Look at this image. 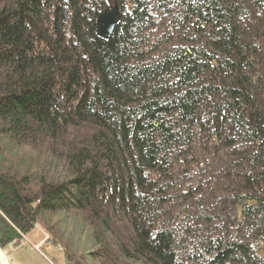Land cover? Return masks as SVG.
Here are the masks:
<instances>
[{
    "label": "trees",
    "instance_id": "obj_1",
    "mask_svg": "<svg viewBox=\"0 0 264 264\" xmlns=\"http://www.w3.org/2000/svg\"><path fill=\"white\" fill-rule=\"evenodd\" d=\"M4 144L66 175L0 150V248L73 213L124 264H264V0H0Z\"/></svg>",
    "mask_w": 264,
    "mask_h": 264
},
{
    "label": "rangeland",
    "instance_id": "obj_2",
    "mask_svg": "<svg viewBox=\"0 0 264 264\" xmlns=\"http://www.w3.org/2000/svg\"><path fill=\"white\" fill-rule=\"evenodd\" d=\"M5 147L6 144L0 146L3 154ZM9 149L6 153L14 168L20 166L21 170L32 169V172L38 173L40 167L45 166L52 179L66 175V164L51 158L46 152L25 147ZM3 162L4 158L0 164ZM83 216L74 217L72 213L44 218L43 226L36 225L28 236L0 248L1 260L5 264H124L117 261L122 259L116 247H112L110 255H102L101 245H106L103 241L111 243L114 237L98 231V227Z\"/></svg>",
    "mask_w": 264,
    "mask_h": 264
},
{
    "label": "water",
    "instance_id": "obj_3",
    "mask_svg": "<svg viewBox=\"0 0 264 264\" xmlns=\"http://www.w3.org/2000/svg\"><path fill=\"white\" fill-rule=\"evenodd\" d=\"M119 21V8L116 3L109 10L102 12L96 20V36L107 40Z\"/></svg>",
    "mask_w": 264,
    "mask_h": 264
},
{
    "label": "bare ground",
    "instance_id": "obj_4",
    "mask_svg": "<svg viewBox=\"0 0 264 264\" xmlns=\"http://www.w3.org/2000/svg\"><path fill=\"white\" fill-rule=\"evenodd\" d=\"M0 264H5V263L3 262V260H1V256H0Z\"/></svg>",
    "mask_w": 264,
    "mask_h": 264
}]
</instances>
